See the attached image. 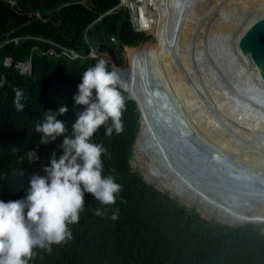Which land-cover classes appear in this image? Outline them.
<instances>
[{
    "label": "trees",
    "instance_id": "trees-1",
    "mask_svg": "<svg viewBox=\"0 0 264 264\" xmlns=\"http://www.w3.org/2000/svg\"><path fill=\"white\" fill-rule=\"evenodd\" d=\"M11 1L0 0V200L24 198L31 176L44 175L41 164H48L53 152L57 159L62 154L63 136L37 145L40 135L34 131L35 123L44 111L64 104L68 112L57 119L71 133L76 112L83 110H74L73 96L88 67L100 59L106 61L124 85L126 97L123 132L107 137L102 127L92 138L109 154L103 157L104 175H112L122 185L116 203L97 216L101 205L86 194L85 210L71 226L72 240L53 246L50 254L36 250L30 264H264L262 227H231L201 219L187 207H201L205 199L169 158L150 148L151 133L139 132L153 118L155 104L138 60L148 56L156 40L136 32L126 10L107 14L120 0H89L88 5L76 0ZM154 36L159 41L157 32ZM64 49L79 57L62 55ZM49 50L59 56L50 58L45 54ZM5 57L15 63L31 59V72L21 74L14 66L5 67ZM14 89L24 93L22 112L15 109ZM147 101L151 102L144 107ZM32 150L39 161L29 164L25 154ZM132 153L134 167L150 184L131 168ZM116 209L119 218L113 221ZM259 215H264V200L241 217L264 225V216Z\"/></svg>",
    "mask_w": 264,
    "mask_h": 264
},
{
    "label": "bare ground",
    "instance_id": "bare-ground-1",
    "mask_svg": "<svg viewBox=\"0 0 264 264\" xmlns=\"http://www.w3.org/2000/svg\"><path fill=\"white\" fill-rule=\"evenodd\" d=\"M260 4L264 9V0H121V5L131 10L140 33L156 39L151 32L154 26L169 19L177 26L176 31L166 30L162 35L176 66H165L153 55L141 62L146 81L155 90L160 135L170 147L175 144L174 151L208 180L211 188L221 194L226 188L234 194L230 197L247 196L250 201L264 199V106L254 105L240 94H245L246 88L264 92V49L260 54L253 45V64L240 49L253 80L243 90L230 89L216 66L223 68L219 55H225L224 39L235 36L233 47L242 32L264 27V21L255 26L249 21L238 32L229 23L242 21L239 12L245 6ZM254 40L252 33L247 43L251 46ZM27 68L25 62L23 71Z\"/></svg>",
    "mask_w": 264,
    "mask_h": 264
},
{
    "label": "clouds",
    "instance_id": "clouds-1",
    "mask_svg": "<svg viewBox=\"0 0 264 264\" xmlns=\"http://www.w3.org/2000/svg\"><path fill=\"white\" fill-rule=\"evenodd\" d=\"M78 92L73 96L76 120L71 133L64 122L57 119L68 112L61 104L57 110L44 111L35 123L34 131L40 135L37 145H47L59 137L62 154L55 152L48 164H41L44 175L34 173L29 180L24 198L4 202L0 200V264H30L36 250L46 253L53 246H61L72 240L71 226L79 222L85 210V195L90 194L99 202L96 215L102 216L105 207L116 203L122 185L112 175H104L103 157L108 156L103 144L92 142L94 134L104 128V134L123 132V113L126 97L124 85L115 71L109 70L106 61L98 60L80 76ZM14 106L24 111V93L14 89ZM29 164L39 161L37 151H28ZM119 218L116 209L111 219Z\"/></svg>",
    "mask_w": 264,
    "mask_h": 264
},
{
    "label": "rangeland",
    "instance_id": "rangeland-1",
    "mask_svg": "<svg viewBox=\"0 0 264 264\" xmlns=\"http://www.w3.org/2000/svg\"><path fill=\"white\" fill-rule=\"evenodd\" d=\"M9 1L11 3H13L11 0H9ZM76 2L84 4V5L89 4V0H76ZM244 3L247 4L248 2L244 1ZM260 5H262V6H256V7L252 8V7H248L249 6L248 5V6H245L244 8H242V11L240 10L241 12H239L240 13L239 17H241V20H242L241 22L239 21L241 24L235 23L236 19L229 20V23L232 25L234 31L236 29L238 32H240L242 26H247L249 21L252 22V23L250 22L251 24L255 23L254 26L256 25L257 21H259V20L264 21V9L262 8L263 4H260ZM120 10H126L129 14L128 8L125 6L119 7V9H117L116 11H120ZM166 24L167 25L159 26V27L154 26L153 29L151 30V32L153 34H156V32H157L159 41H156L155 46L149 52L148 56H150V55L156 56L163 65L175 67L177 61H176L175 57L172 55L170 46L168 45L167 41L164 39V37L162 35H163V31H166V30L176 31L177 26H176L175 22L170 20V19H169V22ZM248 27H250V26H248ZM248 27H246V30ZM254 29H256V28H253L251 30L249 28V30H250L249 32H246V31L242 32L239 35V38L237 39L238 43L237 42L234 43L233 47H232V43L236 40V39L233 40L235 36L230 35L231 37H233V39L228 37L227 39H224V42H222V44L225 46V48H224L225 49V55H222V53H221L220 56H221V61H223L222 62L223 65L227 66V70L225 73L224 72L221 73L220 76L224 79L225 82L227 81L229 83L228 85H229L230 89H232L233 87H239V90H240V89L244 88V85H245V87L249 84L252 85L253 80H252V76L250 75V68L247 66V62L244 60V58L246 56H248L250 62H252V64H253V61L250 58L253 59L254 41H253V43L251 45L252 47H251L247 43V40H249V38L252 36V33L254 34V31H255ZM239 39H240V41H239ZM232 48L234 49L235 52L233 50H231ZM240 49L246 53V56H244L245 53L241 52ZM47 56H49L50 58L55 57V55L53 53H50V52L47 53ZM89 56L95 57L96 55L94 53H90ZM124 56H125V50H124ZM148 56L145 59H147ZM78 57H79V55H78ZM142 61L138 60L140 67L142 66L141 65ZM125 62H126V58L124 57L123 64ZM254 64H255V62H254ZM241 67H245V68H241ZM238 69H240V70H238ZM140 72H141V76H143L144 74H143V68L142 67L140 68ZM219 74H220V72H219ZM227 77H229V80L227 79ZM230 80H232V81H230ZM151 88H152V95H153L152 96V102L155 104V110H154L153 118L148 123L144 122L140 126L139 129L140 130L145 129L144 133H151L150 143H149L150 148L156 154L169 158L179 168V170L182 172L184 178L191 184V186L193 188H195L200 193V195L206 201L205 205L198 207L196 209L194 207H187V206H185V207L192 209L196 214H198V216L201 219H203L207 222H212L215 224L221 223L223 225H228L231 227L243 226V225H247V224H258L262 227L261 231L264 232V225L263 224H259L258 222H254L253 220L246 221V220H243L241 217L242 212L247 213V211H249L254 204H256L260 201H263L264 199L257 200V201H250L247 199L248 198L247 196H244L242 199H239V198L236 199V197H234V196L230 197V195H234V194H232L230 192V190L227 191L226 188L223 189L224 191L222 190V192H224L223 194L219 193L218 191L215 190V187L211 188L210 185H212V184L210 182L208 183V180L203 179L201 177V175L191 167L190 163H188L185 159H183V157H181L179 153L177 154V152L174 151L173 148L175 147V144H171V147L168 146L164 137L160 135V132H159L160 130H159L158 124L155 125L152 123L154 118H157V120H158L159 117H158L157 112H156V103L153 101L154 97H155V90L152 86H151ZM241 96H242V94H240V97ZM150 102L151 101H147L144 104V107L146 105H149ZM136 106H137V104H136ZM213 111L215 113H217L216 108ZM139 116H140V111H139ZM182 159L184 161H186L187 163H185ZM135 162H136V158L134 157V155L132 153V157L130 159V166L134 171L138 172L143 177L142 173L134 167ZM224 170H226V168L221 169V171H224ZM224 175H226V174L222 172V176H224ZM220 183H223V182L220 181ZM151 185H153V184H151ZM158 190H160V189H158ZM160 191L163 193H166L170 196V193L168 191H166V190H160ZM173 199L177 200L176 198H173ZM236 213L239 215V219L235 218V216H237ZM260 216H264V215H259V217ZM234 218L236 220H233ZM250 222H252V223H250Z\"/></svg>",
    "mask_w": 264,
    "mask_h": 264
},
{
    "label": "water",
    "instance_id": "water-1",
    "mask_svg": "<svg viewBox=\"0 0 264 264\" xmlns=\"http://www.w3.org/2000/svg\"><path fill=\"white\" fill-rule=\"evenodd\" d=\"M121 0L118 4L117 7H115L113 10L109 11L107 14H110L112 12H114L115 10L119 9V7H121ZM129 20L130 22L132 23L133 25V29L136 31V32H139L138 29L136 28L135 26V23H134V20H133V17H132V14H131V10L129 9ZM253 37H254V47L255 49L258 51V53L262 54V50L264 49V27H261L258 26L257 29H255L254 31V34H253ZM126 49V48H125ZM220 56V55H219ZM221 57V56H220ZM263 59V58H262ZM264 63V62H263ZM18 64H23L22 67L24 66V63H18ZM216 64V63H215ZM216 66V65H215ZM222 66L223 68L221 69L220 67L216 66V68L219 70L220 73H225L226 70H227V66L223 65L222 63ZM31 68L32 69V61L31 59H29L28 61V68ZM227 79L229 80V77H227ZM243 90V89H242ZM245 92V94H242V98L246 99L247 101L249 102H252L254 105H257V106H260L262 103L263 105L261 107L264 106V92L262 91H256V89H253V88H246L243 90ZM248 92V93H247ZM127 97L128 99L132 100L131 97L128 95L127 93ZM133 101V100H132ZM259 101H261V103H259ZM134 102V101H133ZM235 104L238 105L239 108H242L241 104L238 102H236ZM159 122V120H157V118H154V120L152 121L153 124H157ZM138 123H139V126H140V116L138 118ZM140 131V129H139ZM139 134V133H138ZM138 137V135H137ZM137 140V139H136ZM136 143V141H135ZM169 146V145H168ZM183 160V159H182ZM184 161V160H183ZM185 163H187L186 161H184ZM143 178V177H142ZM144 179V178H143ZM145 180V179H144ZM148 183V182H147ZM149 184V183H148ZM155 187V186H154ZM156 188V187H155ZM157 189V188H156ZM160 191V190H159ZM170 198H172L171 196H169ZM178 202V201H177ZM182 205V204H181ZM252 223V222H250Z\"/></svg>",
    "mask_w": 264,
    "mask_h": 264
},
{
    "label": "built area",
    "instance_id": "built-area-1",
    "mask_svg": "<svg viewBox=\"0 0 264 264\" xmlns=\"http://www.w3.org/2000/svg\"><path fill=\"white\" fill-rule=\"evenodd\" d=\"M128 11H129V9H128ZM48 52L53 53L55 56H58L53 50H49V51H47V53ZM47 53H45V54H47ZM61 54L62 55H66L68 57H73V58L78 57V55H76L74 52L68 51V50H65V49L63 50V52ZM3 65L5 67L14 66L16 69H18L20 71L21 74H29L31 72V68L30 67L27 68V71H23V67H22L23 64L15 63L14 60L11 57H5L4 61H3Z\"/></svg>",
    "mask_w": 264,
    "mask_h": 264
}]
</instances>
